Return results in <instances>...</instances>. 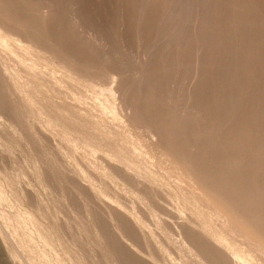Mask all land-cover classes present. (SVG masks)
<instances>
[{
  "label": "rangeland",
  "instance_id": "374dc122",
  "mask_svg": "<svg viewBox=\"0 0 264 264\" xmlns=\"http://www.w3.org/2000/svg\"><path fill=\"white\" fill-rule=\"evenodd\" d=\"M92 135L119 158L92 152ZM166 158L264 234V0H0V214L33 213L67 264H187L182 242L231 264L179 226ZM5 254L0 239V264H29Z\"/></svg>",
  "mask_w": 264,
  "mask_h": 264
},
{
  "label": "bare ground",
  "instance_id": "6f19581e",
  "mask_svg": "<svg viewBox=\"0 0 264 264\" xmlns=\"http://www.w3.org/2000/svg\"><path fill=\"white\" fill-rule=\"evenodd\" d=\"M60 66H61V64H60ZM111 73H113V72H111ZM114 79H115V77H114ZM114 79H110L109 86L106 88L107 92H109V94H111L112 97H113V104L112 105H110V103H109V105L108 104H106V105L102 104V105H104V108L108 107L109 111L111 113H113V114H114V112H115V110L117 108L119 110H122L123 108L125 109V105H124V103H123V101L121 99V96H120V94L118 92V89L114 85V83H115ZM26 100H25V102H26ZM114 104H117V106L114 107ZM34 118H36V117H34ZM42 119H44V118H42ZM36 121L38 122V120H36ZM101 130H102V128H101ZM243 132H245L244 129H243ZM150 133L152 135H154V133H152V132H150ZM86 140H87L86 146H88L89 149L92 152H99L100 151L108 159H116V158L118 159L119 158V156L116 155L115 153H113L112 151H110V149H107V150L103 149V147L101 146L102 144H100L101 142L97 141V140H101L100 138H96V137H94L92 135V136H88V139H86ZM104 140H106V139H104ZM91 142H94V143H91ZM71 150H72V148H71ZM65 151L68 153L67 150H65ZM67 153L63 152V155L66 156ZM259 159H260V157H259ZM261 160H262V158H261ZM107 161L104 162V166H106L108 168V171L105 173V176L107 175L108 177L111 178V175H112L111 172H113L111 170L113 169V166H112V164L109 163L110 161H108V162ZM167 161L169 162L170 169L176 170V172H177V176H176L177 181H175V183L173 185V186H175V188H174L175 191L173 193V197L169 196V200L176 201V203H177V211H179V212L184 211L185 213L187 212L186 221H184L185 223L183 221L180 222V223L177 222L179 224V226L182 228V227H184V225L186 223H188V224H191L192 227L194 226V227L198 228V230L201 232V234L203 233V235H205L206 238H208V240L210 239V241H213V243L218 244V246L220 245L221 249L224 248V249H226L228 251V253L225 254V256L229 259L231 264H264V234H261L258 230L255 231L254 230L255 228L253 229L251 227L249 220L247 218H244L240 213H238L239 212V211H237L238 208L235 209L234 207H232L231 204L228 203L229 199L227 201V199L222 197L220 195L221 193L219 194V192L217 191V189H215L214 186L213 187L212 186L209 187L208 185L206 186L204 181H203V178L200 175H198L196 173V171L195 172L193 171L192 168L194 166L191 167L190 163H188V162L184 163L183 161H181L179 164H177L175 162H171V161H169V159H167ZM262 161H264V160H262ZM63 162H65V161H63ZM258 162H260V161H258ZM125 164L129 168L131 167L130 164H128L127 162ZM59 166H60V163H59ZM65 166L67 167L66 163H65ZM68 166H70V165H68ZM62 167H64V166H62ZM224 170H225V168H224ZM134 171H135V175L137 177H141V175L144 174V171L141 170L140 167H135ZM145 171H146V169H145ZM213 171H211V172H213ZM215 171H216V169H215ZM71 172H72V170H71ZM262 173H264V172H262ZM216 175H218V174H216ZM261 175L263 176L264 174H261ZM215 178H216V176H215ZM248 182H249V180H248ZM206 183H208L207 180H206ZM213 183L214 182H212L211 184H213ZM218 183L220 184V182H218ZM89 184H90V182H89ZM91 184H92V182H91ZM132 186H134V185H132ZM224 186H225V184H224ZM231 188H233V187H231ZM139 191H137V192H139ZM229 191L232 192V190H229ZM223 192H224V190H223ZM256 192L258 193V191H256ZM98 193H102V191L99 190ZM239 193L240 192H238V194ZM234 194L235 193H233V195ZM257 195H256V197H257ZM227 196H229V195L227 194ZM234 198H235V195H234ZM243 198L246 199V197L244 195H243ZM243 198L241 196L240 199H243ZM5 199H6L5 198V194H4L3 190H2V188L0 187V200L5 201ZM231 199H233V198H231ZM235 199H237V197ZM238 199H239V197H238ZM237 202H239V201H237ZM263 203H264V201H263ZM106 204H107V202H106ZM107 205H109V204H107ZM232 205H234V204H232ZM237 205H238V203H237ZM243 205H242V207H243ZM245 205H246V203H245ZM39 213H41V212L39 211ZM32 214L30 212H28L27 210L20 209L19 207H17L15 209L14 213L11 214V215L0 214V239H1L2 243H3V245L5 246V250H6V253H7L8 257H10L12 259H19V258L23 257L22 255H24L25 259L28 258L27 262L29 264H51L52 263V259H55V261H57L60 264H67V263L64 262L63 258H61L59 256L57 248L55 247L54 242L51 239L50 233L47 232L46 230H44L43 228H41L39 225H37V223H36L34 217L32 216ZM176 214H177V212H176ZM252 215H254V214H252ZM71 218H73V216H71V217L69 216V218H68L67 227H66V230H65V236L67 237V239L69 241V244L71 246V253L74 254L75 253L74 250L76 248H78V243H77V240L75 238L76 235H75L73 223L71 222ZM180 219H181V217H180ZM258 221H260V220H258ZM262 224H260V225H262ZM257 225L258 224L254 225V226H257ZM186 226H188V225H186ZM192 227H190V228H192ZM263 228L264 227H262V229ZM178 229L179 228H177V230ZM52 238H53V236H52ZM204 240H205V238L203 239V241ZM37 241H40L42 243L43 250L36 248V242ZM191 241H193V240L191 239ZM182 243L177 244L178 249L179 250H184V248H186V249H188V251L191 253V256H192V261L191 262H187V264H211V259L208 256H206L203 252H201L200 250H196V252H195L192 249L193 247H188L187 248ZM208 245H209V243H208ZM88 246H90V245H88ZM196 246H199V245H196ZM179 255H180V252H179ZM26 256H27V258H26ZM66 257H68V255ZM83 258L86 259V261H85L86 264H91L90 258H89L88 255H86L84 253ZM184 259L185 258H183V261H184ZM214 261L215 260H213V262ZM69 263L72 264V261H69Z\"/></svg>",
  "mask_w": 264,
  "mask_h": 264
}]
</instances>
